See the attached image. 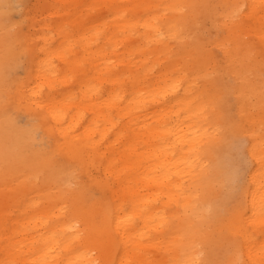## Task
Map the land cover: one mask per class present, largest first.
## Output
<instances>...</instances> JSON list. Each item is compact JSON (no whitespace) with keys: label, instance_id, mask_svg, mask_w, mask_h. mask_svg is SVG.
<instances>
[{"label":"bare ground","instance_id":"obj_1","mask_svg":"<svg viewBox=\"0 0 264 264\" xmlns=\"http://www.w3.org/2000/svg\"><path fill=\"white\" fill-rule=\"evenodd\" d=\"M15 1L0 0V16L21 4ZM178 3L213 5L198 11L220 20L232 4L249 6L244 33L259 51L261 0H44L21 14L25 32L44 51L36 49L25 75L12 87L0 82V93L14 89L0 107L23 110L34 120L25 129L7 130L9 124H1L6 119L0 117V262L229 264L239 259L262 264L264 230L258 221L247 223V237L236 251L214 220L199 219L222 197L217 189L225 172L219 157L226 140L205 133L215 127L214 119L204 121L188 111L190 77L185 73L193 71L188 57L194 44L172 38L170 30L182 14L164 7ZM209 23L221 39L228 35ZM6 34L0 23L3 49ZM247 57V42L234 45L229 74L233 81L250 82L245 92L253 116L247 124L258 132L262 74L259 61L249 63ZM232 106L238 117L235 98ZM36 122L41 131L33 130ZM35 132L47 148L35 146ZM44 154L55 155L52 165L34 167ZM6 155L19 181L5 184ZM250 167L251 181L259 164ZM38 170L43 173L39 182ZM69 181L78 186L69 187ZM257 188L253 185L252 192ZM65 191L73 193L72 201L64 199ZM82 204L90 209V239L72 243L84 220L77 210ZM114 211L126 221L121 243L110 237ZM6 222L13 238L8 250ZM129 238L143 243L129 246Z\"/></svg>","mask_w":264,"mask_h":264},{"label":"snow or ice","instance_id":"obj_2","mask_svg":"<svg viewBox=\"0 0 264 264\" xmlns=\"http://www.w3.org/2000/svg\"><path fill=\"white\" fill-rule=\"evenodd\" d=\"M171 7L182 14V18L171 28V35L174 40L181 42L192 40L194 52L188 57V61L193 63V71L185 75L190 77L189 90L190 94L186 98L189 100L191 107L188 111L196 113L204 120H215V127L210 130L205 129V133L214 136L217 140H227L232 149L234 163L228 168L225 179L221 185L223 195L215 207L209 205L199 214L200 220L212 219L215 221L218 232L230 246L239 251L247 237L248 222H259L261 230H264V17H262L259 28V51L256 44L251 41L250 37L245 35L244 28L247 24L245 17L248 15L249 6L235 3L229 6L230 11L222 20L213 18L210 12L198 11L211 9L213 5L184 4L165 5ZM261 12L264 13V0L260 4ZM217 28L218 31L228 33L225 38L219 36L215 40H210L211 33L207 30L209 21ZM27 21L17 22L9 21L7 26L6 41L3 50V58L6 65V79L15 75L16 71L23 67L29 57L36 54V49L40 48L43 53L44 48L36 45L25 32ZM195 31V36H193ZM247 42L248 62L259 61L261 78L260 93V121L258 132L255 127L249 126L247 120H251L253 114L248 111L249 97L245 88L250 86L247 79L232 80L229 74V60L234 45L239 42ZM219 48L223 57H218L215 49ZM195 61V62H193ZM23 88V85H20ZM35 91L33 95H35ZM239 105L238 117L231 115V106L233 99ZM8 96H5V102H8ZM34 131H41L38 122L33 127ZM193 151L198 148L193 147ZM55 155L44 154L37 157L34 167L38 169L47 168L52 165ZM12 160L6 155L3 164V179L5 184L10 181H19L20 176L11 175L13 171ZM254 162L259 164L258 176L249 180L252 175ZM42 172L39 170L35 179L39 182ZM54 179L55 177H45ZM258 184L257 191L252 192L253 185ZM69 181V187H76ZM66 201L73 200V193L65 191L62 193ZM68 209V204H65ZM77 210L82 214L84 220L78 226L74 234L72 243H83L90 239L87 216L90 209L87 205H80ZM251 211L252 215L248 216ZM119 213H112V228L110 237L114 242L121 243V234L127 231L125 220L119 219ZM10 228L5 223L4 242L6 250L11 249V240L8 235ZM131 246L136 243H143V240L127 241ZM195 247V246H194ZM78 251L79 249H74ZM198 251V249H196ZM54 251V249H53ZM261 253L264 255V246L261 247ZM0 264H20L16 259H8ZM36 264V262H32ZM43 264H47L44 261ZM60 264H63L61 261ZM69 264H79L78 260H72ZM92 264H116L115 261L95 260ZM123 264V262H121ZM128 264H132L131 261ZM169 264H191L189 261L169 262ZM229 264H242L239 259L229 261ZM264 264V261H262Z\"/></svg>","mask_w":264,"mask_h":264},{"label":"rangeland","instance_id":"obj_3","mask_svg":"<svg viewBox=\"0 0 264 264\" xmlns=\"http://www.w3.org/2000/svg\"><path fill=\"white\" fill-rule=\"evenodd\" d=\"M43 1L44 0H20V3H21L20 5H18L17 7L13 6V8L11 10H8L6 13H4L0 16V23L5 25V26L6 25L10 26L8 24L9 21H11V22L21 21L22 19L20 17H21L22 13H24L25 11H30L35 7H38L40 4L43 3ZM13 4L16 5L17 2L15 0H13ZM25 28H26V25H25ZM207 30L211 33L210 37L218 35V34H215L214 30L210 26V23L208 24ZM1 50H4V49L0 48V51ZM215 53H216V55H219V52H217V49H215ZM27 66H28V63L26 62V64L23 67H21L19 70L16 71L15 75H11V72L9 70L10 78L6 79V65L2 64L0 66V82H1V84L4 85L5 88L12 87L13 83L16 82L15 81L16 79L18 80L19 78H22L25 75V73L27 71ZM1 90L5 91V92L0 93V104L5 101L6 95L8 96V98L10 97V93L14 89H1ZM233 110H234V108H233V106H231V115L233 113ZM0 117L6 119L1 124H7V123L9 124V127L7 130L25 129V127H27L29 125V123H32L34 121L32 114L26 113L23 110L15 111V109H12V108H7L5 110L2 107H0ZM34 137H35V143H34L35 146L47 148V146L43 142L42 137H41L39 132H35ZM40 141H41V145H39ZM219 159H220V165L223 168V170L225 172L224 175H225L228 168L234 163V158L232 155V149H231V146L227 140L222 145V149H221ZM217 191H218V193L221 194V196L223 195L222 187L220 189H217Z\"/></svg>","mask_w":264,"mask_h":264}]
</instances>
